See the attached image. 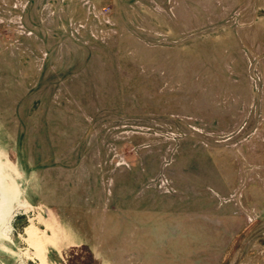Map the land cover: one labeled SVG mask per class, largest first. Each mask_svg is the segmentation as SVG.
Listing matches in <instances>:
<instances>
[{
	"label": "rangeland",
	"instance_id": "1",
	"mask_svg": "<svg viewBox=\"0 0 264 264\" xmlns=\"http://www.w3.org/2000/svg\"><path fill=\"white\" fill-rule=\"evenodd\" d=\"M0 264H264V0H0Z\"/></svg>",
	"mask_w": 264,
	"mask_h": 264
}]
</instances>
